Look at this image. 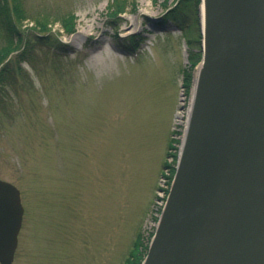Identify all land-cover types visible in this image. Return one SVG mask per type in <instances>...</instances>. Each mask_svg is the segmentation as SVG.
<instances>
[{"label": "rangeland", "instance_id": "1", "mask_svg": "<svg viewBox=\"0 0 264 264\" xmlns=\"http://www.w3.org/2000/svg\"><path fill=\"white\" fill-rule=\"evenodd\" d=\"M21 1L22 27L47 21L66 50L38 47L0 86V179L20 190L24 209L11 264H139L173 173L196 70L179 23L160 22L175 2L115 0L122 9L109 14L114 0ZM70 13L66 33L61 19ZM130 36L142 41L136 51L124 47Z\"/></svg>", "mask_w": 264, "mask_h": 264}, {"label": "water", "instance_id": "2", "mask_svg": "<svg viewBox=\"0 0 264 264\" xmlns=\"http://www.w3.org/2000/svg\"><path fill=\"white\" fill-rule=\"evenodd\" d=\"M200 1L187 127L141 264H264V0ZM22 214L0 180V264Z\"/></svg>", "mask_w": 264, "mask_h": 264}, {"label": "trees", "instance_id": "3", "mask_svg": "<svg viewBox=\"0 0 264 264\" xmlns=\"http://www.w3.org/2000/svg\"><path fill=\"white\" fill-rule=\"evenodd\" d=\"M174 2V5L161 16L160 22L166 23L171 20L179 23L180 29L185 31L183 36L189 63L194 67L200 58V52L194 50L195 46L199 47V36L197 39L193 36L195 21H198L195 15L197 16L199 0H174ZM164 6H167L166 3ZM109 7L112 8L109 14H115L117 9H122L121 3L115 0L109 4ZM25 17L21 0H0V33L4 40L0 46V86L10 79L15 68L19 70L21 62L33 60L32 53L38 47L46 46L49 49L66 50V45L47 27V21H35V26L31 29H37L38 34H35L34 38H29L27 32L31 29L22 27ZM73 20L74 15L71 13L61 19V25L66 33L73 30ZM132 40L133 38L129 43Z\"/></svg>", "mask_w": 264, "mask_h": 264}, {"label": "bare ground", "instance_id": "4", "mask_svg": "<svg viewBox=\"0 0 264 264\" xmlns=\"http://www.w3.org/2000/svg\"><path fill=\"white\" fill-rule=\"evenodd\" d=\"M195 76H196V72L194 73V77H195ZM189 111H190V106H189V108L187 109L186 114H188ZM183 114H184V112H183ZM180 116H181V115H180Z\"/></svg>", "mask_w": 264, "mask_h": 264}]
</instances>
